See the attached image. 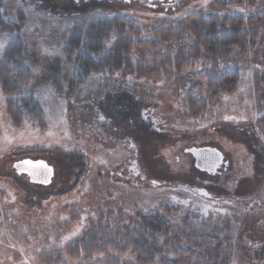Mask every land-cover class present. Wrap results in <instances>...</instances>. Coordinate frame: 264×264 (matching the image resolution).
<instances>
[{"label": "rangeland", "instance_id": "1", "mask_svg": "<svg viewBox=\"0 0 264 264\" xmlns=\"http://www.w3.org/2000/svg\"><path fill=\"white\" fill-rule=\"evenodd\" d=\"M3 2L6 18H22L24 27L20 32L0 28V57L20 34L32 53L34 77L13 94H5L0 83V192L5 212L0 216V264H42L40 251L64 246L99 210L134 213L136 208L164 213L172 240L187 215L224 223L230 227L231 264H264V128L258 123L264 117V68L256 70L253 64H264V0L254 5L247 0H207L206 5L203 0H180L175 11H121L99 5L78 12L51 10L38 0H22L19 6L13 0ZM196 10L221 18L238 14L245 20L258 15L263 21L245 24L246 37L255 44L247 50L237 47L220 64L219 72L239 68L240 81L232 93L218 97L212 115H186L184 91L176 81L164 86L145 77L103 71L93 72L85 85L76 87V54L64 51L76 26L85 32L91 22L121 13L149 36L156 23ZM207 65L201 61L178 78L190 88ZM22 95L42 103L44 126L28 121L14 125L7 101ZM203 147L217 148L228 163L216 173L198 170L189 149ZM24 158L54 166L52 182L39 185L18 173L12 164ZM11 221L24 224L30 239L25 248L13 243Z\"/></svg>", "mask_w": 264, "mask_h": 264}, {"label": "trees", "instance_id": "2", "mask_svg": "<svg viewBox=\"0 0 264 264\" xmlns=\"http://www.w3.org/2000/svg\"><path fill=\"white\" fill-rule=\"evenodd\" d=\"M256 1L247 0V3L254 5ZM3 4L0 0V9ZM5 13L0 11V28L22 31V18L20 21L9 20ZM257 22L263 23L258 15L245 20L238 14L221 18L217 13L196 10L177 19L156 23L151 27V34L144 36L142 26L135 20L116 14L91 22L85 32L76 26L64 51L76 54L77 88L85 85L93 72L103 71L145 77L162 82L164 86L176 81L184 91L183 98L188 105L186 115L204 117L213 114L212 107L221 94L232 93L237 88L239 68L219 72L220 64L237 47L247 50L249 45L255 44L254 38L247 39L244 27ZM108 42H112L110 47ZM32 61L28 43L20 34L8 42L0 57V83L5 94L18 93L30 82L34 77ZM201 61L208 63L205 72L197 84L186 88V80L178 77ZM58 87L60 91L62 88ZM7 105L14 125L19 126L24 121L45 125L44 106L33 95H22L19 100L8 99ZM258 123L264 128V117ZM2 201L0 192V216L5 213ZM6 216L8 221L9 214ZM181 223L177 237L172 240L168 238L170 221L159 210L136 208L134 213L99 210L64 246L45 248L37 257L42 264L232 263L227 246L228 225L197 215H187ZM8 224L13 243L18 247L28 245L30 239L24 224L20 221ZM18 247H15L14 255H18ZM167 247L171 249L167 251ZM167 252L169 257H166Z\"/></svg>", "mask_w": 264, "mask_h": 264}, {"label": "water", "instance_id": "3", "mask_svg": "<svg viewBox=\"0 0 264 264\" xmlns=\"http://www.w3.org/2000/svg\"><path fill=\"white\" fill-rule=\"evenodd\" d=\"M189 152L194 158L195 167L207 173H216L224 161L222 152L214 147L191 148ZM44 165L50 171H46L43 167ZM15 167L18 173L27 174L33 183L48 185L54 177V167L44 159L34 160L26 158L15 163Z\"/></svg>", "mask_w": 264, "mask_h": 264}, {"label": "flooded vegetation", "instance_id": "4", "mask_svg": "<svg viewBox=\"0 0 264 264\" xmlns=\"http://www.w3.org/2000/svg\"><path fill=\"white\" fill-rule=\"evenodd\" d=\"M38 1L44 2L43 4L46 7H48V9H51V10L60 9L62 11L63 9L66 8V9H70L72 11L78 12L79 9H82V8L88 9L90 7L92 8L94 6H99V5H101V7H104V6H109L113 8L115 7L116 9H120V10L121 9H124V10L134 9V8H140V7H146L148 9L154 10L155 8H158V7H166L168 8L167 10H170L171 8V10L175 11L178 9L176 8L177 7L176 3H178L180 0H59V2L62 3L60 7L53 4L52 0L50 1L49 0H38ZM12 165H15V163ZM0 166H2L1 161H0ZM21 174H24V176L29 177L25 173H21ZM24 176H22L21 178L25 179L26 177ZM39 185H42V184H39ZM28 187H30L29 184H28Z\"/></svg>", "mask_w": 264, "mask_h": 264}, {"label": "snow or ice", "instance_id": "5", "mask_svg": "<svg viewBox=\"0 0 264 264\" xmlns=\"http://www.w3.org/2000/svg\"><path fill=\"white\" fill-rule=\"evenodd\" d=\"M5 2L7 3V0H5ZM13 3L15 4V5H21V3H22V0H13ZM203 3L206 5L207 4V0H203ZM0 11H3V9H0ZM0 47H2V46H0ZM17 167H19V166H17ZM44 167V169L46 170V171H50V169H47V166L46 165H44L43 166ZM155 183V182H154ZM205 195H207V193H205ZM206 214V213H205Z\"/></svg>", "mask_w": 264, "mask_h": 264}, {"label": "crops", "instance_id": "6", "mask_svg": "<svg viewBox=\"0 0 264 264\" xmlns=\"http://www.w3.org/2000/svg\"><path fill=\"white\" fill-rule=\"evenodd\" d=\"M264 7V6H263ZM253 64H255V69L257 70L258 68H260V69H263L264 68V64L263 63H261V62H259V63H253ZM252 68H253V66H252Z\"/></svg>", "mask_w": 264, "mask_h": 264}]
</instances>
